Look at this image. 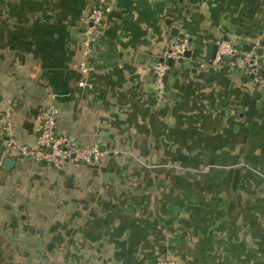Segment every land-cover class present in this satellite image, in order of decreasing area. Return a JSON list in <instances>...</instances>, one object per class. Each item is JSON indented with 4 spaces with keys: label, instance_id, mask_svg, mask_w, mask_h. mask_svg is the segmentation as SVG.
<instances>
[{
    "label": "crops",
    "instance_id": "obj_1",
    "mask_svg": "<svg viewBox=\"0 0 264 264\" xmlns=\"http://www.w3.org/2000/svg\"><path fill=\"white\" fill-rule=\"evenodd\" d=\"M93 2L0 0V264H264V0L110 1L82 73ZM179 39L190 57L158 100ZM224 40L261 49L255 75L241 58L201 69ZM50 109L97 153L5 171L3 123L31 148Z\"/></svg>",
    "mask_w": 264,
    "mask_h": 264
},
{
    "label": "built area",
    "instance_id": "obj_2",
    "mask_svg": "<svg viewBox=\"0 0 264 264\" xmlns=\"http://www.w3.org/2000/svg\"><path fill=\"white\" fill-rule=\"evenodd\" d=\"M114 0H94L92 7L84 21L86 28L83 33L82 55L79 69L86 73V65L92 57L94 46L96 45L103 26L106 6ZM190 51L189 42L186 39H179L168 47L162 56L161 62L154 71L153 89L158 100L166 95L164 77L169 72L170 67L167 62H179L184 59L185 53ZM238 60L241 58L245 69L252 75L256 74L257 58L254 53L242 52L236 45L229 41L217 42L216 55L213 60L204 62L201 69L208 71L215 70L217 65L225 58ZM57 110L50 109L43 111L39 117V129L33 147L28 148L19 145L12 136L11 124L8 120L1 127V136L4 138L2 148V162L8 159L30 158L32 161H45L54 167H59L66 161L79 159L89 161L97 153V147L79 148L74 146L71 141L56 133ZM1 167V163H0ZM173 264V263H172Z\"/></svg>",
    "mask_w": 264,
    "mask_h": 264
},
{
    "label": "water",
    "instance_id": "obj_3",
    "mask_svg": "<svg viewBox=\"0 0 264 264\" xmlns=\"http://www.w3.org/2000/svg\"><path fill=\"white\" fill-rule=\"evenodd\" d=\"M216 49H217V45H214V46L211 48L210 56H209V59H210V60H213V59H214V57H215V53H216ZM247 51H248V50H246V52H247ZM256 54H257V56H258V59H257V65L260 66V65L262 64V61H261V59H260V57H261V55H262V51H261V49L257 50ZM185 57H186V58H189V57H190V51H187V52L185 53ZM225 59H229V58H228V57H225ZM171 63H172L171 61L168 62V64H171ZM261 71H262V70L260 69V70L258 71L257 75H260V74H261ZM166 80H167V75H165L163 81L166 82ZM100 150H102V149H100ZM73 157H74V156H72V158H73ZM13 164H14V161H13L12 159H8V160H6V161L4 162V164H3V169H4L5 171L10 170V169L12 168ZM239 173H240V169H236V170H235V177H234L233 185H236V184H237Z\"/></svg>",
    "mask_w": 264,
    "mask_h": 264
},
{
    "label": "trees",
    "instance_id": "obj_4",
    "mask_svg": "<svg viewBox=\"0 0 264 264\" xmlns=\"http://www.w3.org/2000/svg\"><path fill=\"white\" fill-rule=\"evenodd\" d=\"M167 64H168V62H167ZM169 65V67H170V70L171 71H174V67H173V65L172 64H168Z\"/></svg>",
    "mask_w": 264,
    "mask_h": 264
}]
</instances>
